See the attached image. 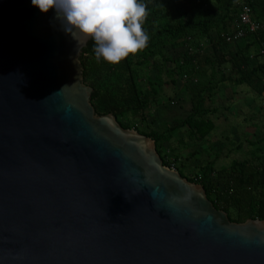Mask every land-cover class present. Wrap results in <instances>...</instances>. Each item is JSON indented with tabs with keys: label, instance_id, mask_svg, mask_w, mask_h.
Wrapping results in <instances>:
<instances>
[{
	"label": "water",
	"instance_id": "95a60500",
	"mask_svg": "<svg viewBox=\"0 0 264 264\" xmlns=\"http://www.w3.org/2000/svg\"><path fill=\"white\" fill-rule=\"evenodd\" d=\"M89 40L0 0V264H264L263 220L231 221L150 137L95 113Z\"/></svg>",
	"mask_w": 264,
	"mask_h": 264
},
{
	"label": "trees",
	"instance_id": "16d2710c",
	"mask_svg": "<svg viewBox=\"0 0 264 264\" xmlns=\"http://www.w3.org/2000/svg\"><path fill=\"white\" fill-rule=\"evenodd\" d=\"M143 2L148 9L143 27L150 36L145 49L129 55L119 64L98 59L91 39L82 50L83 82L92 88L90 102L95 113H111L122 127L150 137L163 165L173 166L182 177L202 185L213 206L226 212L231 221L242 223L256 218L264 221V136L259 140L254 138L258 143L250 158L232 160L220 167L214 161L201 163L192 175L185 174L183 163H178L183 156L174 153L171 161V149L165 146L176 132L183 130L192 142L203 140L211 133L214 124L208 117L211 110L205 107V101L226 83L249 87L261 96L264 89V0ZM243 6L249 8L250 19L258 28L249 31L245 27L243 37L237 39L233 36L239 28H244L239 17ZM168 46H180L182 52L170 58L166 55ZM166 62L174 64L170 72L183 79L191 107L184 118L155 131L147 129L150 110L162 103L160 80L152 73L155 71L158 76L162 72L160 65ZM207 65L220 76L213 86L210 80L207 85L202 83L201 72ZM181 140L183 142V138Z\"/></svg>",
	"mask_w": 264,
	"mask_h": 264
},
{
	"label": "clouds",
	"instance_id": "9594fccd",
	"mask_svg": "<svg viewBox=\"0 0 264 264\" xmlns=\"http://www.w3.org/2000/svg\"><path fill=\"white\" fill-rule=\"evenodd\" d=\"M41 13L54 12L74 40L93 41L95 56L119 64L148 46L144 30L148 9L143 0H31Z\"/></svg>",
	"mask_w": 264,
	"mask_h": 264
},
{
	"label": "rangeland",
	"instance_id": "374dc122",
	"mask_svg": "<svg viewBox=\"0 0 264 264\" xmlns=\"http://www.w3.org/2000/svg\"><path fill=\"white\" fill-rule=\"evenodd\" d=\"M180 52H182V47L176 46L172 48L168 46L166 55L169 56L170 58H176L177 55L180 54ZM160 66H161L162 72L157 76V73L154 71L152 75H156L155 78L157 80H160L159 81L160 99H161L162 104L156 105L151 108L150 110L151 114L148 120L149 128H147V129H150V130L152 129L155 131L163 130L165 125H173L174 121L177 119L183 118L185 114L190 111V107H191L190 97L187 96L186 94H183V79H180L179 77H177L175 72L174 73L170 72L171 69L174 67V64L166 62V63H163V65L161 64ZM201 78L203 80L202 83L206 84V82H208L209 80L208 72L205 73ZM217 78L218 76H215V78L212 79L214 80L213 83L217 81ZM174 79H175V82H171ZM219 97L221 98L222 95H219ZM207 106L209 108L213 107V105H210V104H208ZM229 111H230V114H228V112L225 113V114H228V118H229L228 121L225 122V124H226V129H230L231 131L226 130V132L221 131V132L216 133L218 141H216L217 143L215 145L217 147H219V145L221 146L225 145L224 149L221 148L220 150L216 148V146L214 147L215 152L218 151L217 157H216L217 167L228 165L230 163L231 157L233 156L234 158L240 159V157H242L243 155L241 156L239 152H237L235 149L231 150L229 147H231V142H236L235 141L236 136L238 137V141H242V142H244V137L245 139L247 138V136H245L246 134H242V132L241 134L236 132L237 129L241 130V128L238 127V124L235 122V120L234 122L231 121L233 119V116H235L234 118H236V116H238V114H241V113H238L239 111H237L236 108L233 106H230ZM241 115L238 116L240 119L242 118ZM258 119H260V117H258ZM215 121L216 123H220V124L224 122L220 114L217 116V119H215ZM140 127L145 129L144 126H140ZM242 127L246 128L247 125H244ZM226 135H228V137L230 136L229 137L230 141H228ZM180 137L183 138V132H176L174 139L171 140L169 143L168 142L165 143V146L171 149V151H169V159L173 161L174 153H180L183 156V153L188 152L189 154H191L192 152H194L193 154L194 157L191 154V158L190 159L188 158L189 161H186L187 159L182 157L183 158L181 159L182 161L179 160L178 162V163L184 162L185 164H187L188 168L186 169L190 170L189 175L190 174L192 175L193 172H196L198 170V165L201 164V160L204 158V155L201 153L202 152L201 149L206 147V145L199 143L198 145H192L190 147H183L182 142H180V140L177 139ZM213 138L214 140H216L215 139L216 136H214ZM185 140L187 143H189V139L187 138V136ZM171 168H174V167L172 166Z\"/></svg>",
	"mask_w": 264,
	"mask_h": 264
},
{
	"label": "crops",
	"instance_id": "0c3cea01",
	"mask_svg": "<svg viewBox=\"0 0 264 264\" xmlns=\"http://www.w3.org/2000/svg\"><path fill=\"white\" fill-rule=\"evenodd\" d=\"M207 72L209 74V78H211L209 79L211 81L210 82L211 85L213 84L212 81H214L212 79H214L215 76H218V78L220 79L219 74L215 75L212 68L209 65L205 66V68L202 70L201 77ZM183 94H186L187 96H189V94L185 92L184 88H183ZM219 95H222V97L220 98ZM261 102H262V95L261 96L256 95L249 87H246L243 85L237 86L234 84L226 83L223 87L219 89L217 93L211 96L210 100L206 99L205 101L206 108H209L207 106L208 104L213 105V107L209 108L211 112L208 115V117L213 121V124H214V127L211 133L203 140L192 142L189 136L187 135V131L183 130V142H182L183 147H190L192 145H198L199 143L205 144L206 147L201 149L202 150L201 153L204 155V158L201 160V163L214 161L215 164L217 165L216 157H217L218 151L215 152V149H214V147L216 146L215 144L217 143L216 141H218L216 133L221 132V131L226 132V130H230V129H226L225 122H227L229 119L228 118V114H230L229 108L230 106H233L236 108L237 111H239L238 113L242 114V115L238 114V116L241 115L242 118L240 119L238 116L234 118L235 116L232 115L233 119L231 121L234 122L235 120V122L238 124V127L241 128V130L236 128L237 129L236 132L240 134L241 132L242 134H246L245 136H247V138L245 139L244 137V142H242V141H238V137L236 136L235 137L236 142H231V147L229 148L231 150L235 149L237 152L240 153L241 156L242 155L243 156L240 157V159L234 158L233 156L231 157L230 161L232 160L239 161V160L250 158L251 154L254 151L255 145L258 143V142H254L255 141L254 138L259 140L264 136L263 135L264 115L262 114V110H261ZM226 112H228V114H225ZM219 114L222 116V119L224 121L222 124L216 123L215 121V119H217V116ZM258 117H260V119H258ZM244 125H247V127L243 128L242 126ZM186 136L189 139V143H187L185 140ZM214 136H216L215 138L216 140H214L213 138ZM226 137L228 141H230L229 140L230 136L228 137V135H226ZM177 139L180 140V142L182 141L181 138H177ZM224 147L225 145L223 146L219 145V147L216 146V148H218L219 150L221 148L224 149ZM191 154L193 156L194 153L192 152ZM191 154H189L188 152L183 153V157L187 159L186 161H189V159L191 158ZM186 168H188V165L183 162V171L185 174H189L190 170H187Z\"/></svg>",
	"mask_w": 264,
	"mask_h": 264
},
{
	"label": "built area",
	"instance_id": "2783aa9c",
	"mask_svg": "<svg viewBox=\"0 0 264 264\" xmlns=\"http://www.w3.org/2000/svg\"><path fill=\"white\" fill-rule=\"evenodd\" d=\"M239 17H240L241 25L244 26V28L242 27L239 28L235 33V35L233 36V38H237V39L243 37L245 27H247L249 31H255L258 28V24L250 19L249 8L247 6H243L242 11L239 14ZM189 49L191 50V48ZM261 95H262L261 110L264 115V89Z\"/></svg>",
	"mask_w": 264,
	"mask_h": 264
}]
</instances>
